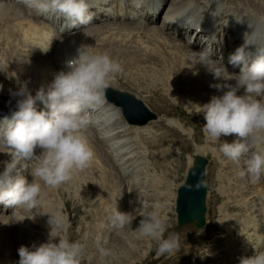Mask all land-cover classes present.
<instances>
[{
    "label": "clouds",
    "instance_id": "clouds-1",
    "mask_svg": "<svg viewBox=\"0 0 264 264\" xmlns=\"http://www.w3.org/2000/svg\"><path fill=\"white\" fill-rule=\"evenodd\" d=\"M22 3L42 15H59L68 30L87 26L94 19L89 0H22ZM90 48L79 47L77 55L66 61L67 70L54 75L47 91L40 88L33 96L27 84H21L16 93L22 97L17 101V110L0 120V147L8 149L11 157L0 173V204L12 208V215L18 209L42 207L45 187L59 188L70 183L94 160L95 153L85 135L91 123L90 112L107 103L106 90L115 76L123 72V67L109 53ZM192 53L214 78L235 81V85H212L223 94L199 106L206 121L203 133L209 141L218 142V151L232 162L239 163L242 156H247V174L259 180L264 177V53H257L252 59L245 40L228 61L240 68L239 74H230L221 62L212 68L217 61L212 59L211 47ZM241 89L244 94L238 95ZM38 104L43 107L38 108ZM231 135L237 137L234 142H220L221 136ZM21 162L32 164L31 169L22 167ZM195 187L199 189L201 183ZM163 208L164 205L155 204L140 220L137 231L142 237L158 242L157 255H171L180 249L179 236L172 233L164 238L168 217L162 214ZM132 221L131 213L117 209L114 212L113 225L118 230L130 226ZM48 223L51 232L53 227L57 232L64 228L58 214L49 216ZM51 232L46 243L19 247L18 264H81L84 245L67 238L52 240ZM101 252L107 255L104 250ZM239 264H264V252L241 257Z\"/></svg>",
    "mask_w": 264,
    "mask_h": 264
},
{
    "label": "bare ground",
    "instance_id": "bare-ground-1",
    "mask_svg": "<svg viewBox=\"0 0 264 264\" xmlns=\"http://www.w3.org/2000/svg\"><path fill=\"white\" fill-rule=\"evenodd\" d=\"M94 1H98V0H94ZM159 1L161 2V6L159 8L155 7L154 9H152V11L147 10L144 13L143 18L141 19V21H143V24H142L143 28L142 29H140V28L137 29L136 27H132L131 24L123 22V20H130V19H129L128 15H125L123 17V15L120 12V9H119V13H116L115 15L114 14H112V15L108 14L107 17H109L110 19L119 20V24L115 28H109V27L104 28V30L101 32V35H102V37L100 38L101 46H100L98 52H107L108 53L109 50L115 51V49H116L117 50L116 51V53H117L116 59L121 64L127 65V67H128L127 74H128V72L131 74L129 78H131L132 81L138 82V83H144L145 81H148V83H153L158 79L161 82H163L165 85H167V86L169 85V86L173 87L176 90V92L179 93L183 87H180L177 85L178 79L180 77H184V76L189 75L192 71H194L197 68V66L199 64V63H197L198 62L197 58L194 57L192 52H194L193 51L194 47L199 46L200 38L202 36L204 37V36L209 35L207 40L210 42L211 49H212L213 46L214 47L216 46L215 38H219L223 32H227V33H235L236 32V30L239 27L237 25L238 17L231 18V20L228 22L227 25L218 23L214 30H208L207 29L208 27H204V23L201 26L195 24L191 27V26H184L183 22H181V21H176L173 23L174 24L173 25V34L175 37L168 38L167 36H165V33L163 30H167L169 25L172 24L174 17L177 14V11L180 8V6L186 4L188 1H196V0H180V1L173 0L172 1L173 3H171V5H169L171 0H159ZM231 1L232 0H225L224 2L226 4L232 5L233 9L235 11H239L243 14L242 18L240 20L242 22H243V20H245L246 23L253 26V28L250 30L251 34L253 36L255 34V31L253 29L256 27V25L257 24H261V25L264 24V20L260 23V21H258L259 19L256 17V13H261L264 16V0H242V1L239 0L238 4H236V6H234L231 3ZM221 2H223V0H221ZM217 4H218V2L217 3L213 2L212 4H210L208 10L215 12ZM117 6L118 5L115 4L116 8H117ZM164 10H165V14L167 15V21L163 25V28L151 27V25H153L157 22L161 13ZM146 16H150V18L147 20L145 18ZM219 16L223 17V18H230V15L227 12H222L219 14ZM153 17H155L154 20H153ZM217 17H218V14L216 16H212V15L208 14L204 18V22L205 21H214V20H216ZM194 27L195 28H201L200 32L195 31L194 41L192 43L186 42V44H184L185 43L184 42V43H182V45H179L178 47H176V50L179 53H183L182 54L183 59L177 60L175 58V56H173V58H172L171 52L168 53L169 56L171 55L169 59H167V56L164 57V51L159 45H157V42L162 43V45L164 43L165 46L173 45L176 41H178L177 39H179V38L183 39V36H184L183 30L188 31V32H193ZM255 42L263 44L262 39L255 38ZM131 49L133 50L132 52L130 51ZM110 56L112 58H114L112 54H110ZM255 56H256V53L253 52V57H255ZM200 84L203 85V83H200ZM187 91L188 92L186 94H182V95H184V96H193V95L197 96V101L201 105L207 104V102H206L207 98L204 97V95L199 96V94L193 92L190 89H187ZM197 152L202 153V154L205 153L204 150H198ZM10 160H11V157L7 156L6 151L0 147V165L5 167V163L9 162ZM101 174H104V173H101ZM102 180L105 181V178H102ZM258 187H261V188L264 187V180H261L258 182ZM243 189H244V187L239 189V192L241 194H242ZM114 191H115V189L111 187L110 191L107 192V196L110 198L113 197ZM75 196H76V194H75ZM216 201H217L216 198L213 199V203H215ZM110 202H111V199H108L107 203L110 204ZM74 207H72V208H74ZM235 209H240V208L238 206L232 205L228 209H226V211L235 210ZM249 209H252V207L250 206ZM253 213H250V216L243 219V221L239 225V227L236 228V231L237 232L244 231L245 234H247L246 230L248 227H250V229L253 230V233L255 235L254 240L258 241L259 239L264 238V228L259 227V225L255 223V219L252 218ZM137 215H138V213H137ZM138 220H140V219H138ZM227 221H228V218H226V217L223 218V224H226ZM126 235H130V234H126ZM82 239L84 240V242L87 241L85 235L82 236ZM184 240H186V239H184ZM88 241H90V240H88ZM131 242L132 241H130V246H131ZM239 244H242L241 238H240ZM111 248H113V247H111ZM99 249H100V247L95 248V252L98 251ZM106 250H110V248L106 249ZM131 252H132V250L128 249L127 253L124 255L125 259L127 260V261H125V262H127L125 264H132L133 263L132 261H129V260H132L131 259L132 258ZM108 253L109 252H107V254ZM91 254L94 257H97V255L99 253L97 255H95L91 252ZM93 256H92V258H94ZM89 257H91V256H89ZM110 257H112V256H110ZM122 259H124V258H122ZM133 260H134V258H133ZM110 261H111V259H110ZM206 261H204V262H206ZM120 262H121L120 264L123 263L122 260H120ZM199 262H201V261H199Z\"/></svg>",
    "mask_w": 264,
    "mask_h": 264
},
{
    "label": "rangeland",
    "instance_id": "rangeland-1",
    "mask_svg": "<svg viewBox=\"0 0 264 264\" xmlns=\"http://www.w3.org/2000/svg\"><path fill=\"white\" fill-rule=\"evenodd\" d=\"M172 1L173 0H171L169 5H171V3H173ZM238 1L239 0H232L231 3L234 6H236V4H238ZM145 18L148 20L150 18V16H146ZM184 44H186V43H184ZM163 45L165 46L164 43H163ZM166 56H167V59H169L171 55L169 56L168 53L164 52V57H166ZM171 57L173 58V56H171ZM128 75L130 77L131 74L128 72ZM130 80H132V79L130 78ZM146 82H148V81H146ZM153 83H155V82H153ZM187 92L188 91H187L186 88H182L179 93L180 94H186ZM193 109H194L193 106H189V109H188L187 112L190 113V115H187V116L183 117L182 114L186 115L187 112H184L182 108H178V110H179L178 113L174 115V117H175L174 122L180 121L182 123V125L186 129L187 128H194V130L197 133H195V135L193 137L196 138L197 144H200V145L199 146H195L192 143V140H191V142H185V143L190 149L196 150L195 149L196 147L204 148V139L205 138L201 134L200 130L197 127L198 122H194V121L191 120V118L193 117V113H192ZM183 144H184V142H183ZM204 154L206 155V153H204ZM64 194L68 195L67 196L68 200H71V201L74 200L73 196L69 195L70 192L66 191V192H64ZM78 203H79V197H77V199H75L74 206L77 208V210L80 211V209L77 207ZM74 206L72 205V207H74ZM251 207L253 208V206H251ZM149 209L153 210V208L152 209L149 208ZM237 210H239V209H237ZM129 213L132 214V217L134 216V222L135 223H137L138 221L141 220V219L140 220L136 219L135 216H137V217L140 216V217L143 218V216L146 214V212L141 210L139 207L133 208V210L130 209ZM137 213H138V215H137ZM208 228L209 227H205V229H202V230H197V229H195V228H193L191 226L183 227V228H180V229L170 228L171 231H168V237L172 233H177L178 234V236H179V244H180V249L179 250L183 251L184 257L176 258L175 255H172V254L171 255H169V254L157 255V257H159V259H158V262H155V258L149 256L148 258H146L143 261V264H203V263L204 264H216V257H212V256H215L214 251H215V243H216V238H215L216 231L213 230L210 233L211 235L209 237L207 235V232H206L208 230ZM88 231H92V230L89 229ZM188 232H189V234H188ZM78 234H79L78 231H74L71 228V237L70 238H72V236L78 235ZM126 234H130V235H126ZM139 234L140 233L138 231H132V232H128L127 231V233L125 232V234H124L125 236L121 235V236L124 237V238H122L121 242L117 240V241H113L111 243V239L108 238L110 241L106 245V244H102L101 243V241L99 240V238L97 237V235H96V233L94 231L91 232V235H88L87 233H83V235H85L87 241L84 242V240L82 239V243L84 245V252H83L81 264H109V263L110 264H120L121 263L120 260H122V262H123L122 264L127 263V262H125L127 260L125 259L124 255L127 253L128 249L132 250V246L133 245H137V248L138 247L142 248L143 249L142 252H145V249H146L145 245H147L148 242L151 241V239L144 238V237L141 236V234L140 235ZM184 239H186V240H184ZM88 240H90V241H88ZM125 240H127L129 242L132 241L130 248H129V245L127 243L124 244ZM94 247L95 248L100 247V249H99L100 251L98 250V251L95 252V248ZM111 247H113V248H111ZM109 248H110V250H106V249H109ZM101 250H104L105 252H109V253L107 254V256L106 255H102ZM90 251L93 254H95V255H97L98 253L99 254L97 255V257H94L91 254ZM89 256H91V257H89ZM92 256L94 258H92ZM110 256H112V257H110ZM131 257H132L131 259L134 258L133 250L131 252ZM122 258H124V259H122ZM137 258L139 260H141V256H137ZM110 259H111V261H110ZM139 260H133V261H135V264H142V262L139 261ZM129 261H132V260H129ZM199 261H201V262H199ZM204 261H206V262H204Z\"/></svg>",
    "mask_w": 264,
    "mask_h": 264
}]
</instances>
